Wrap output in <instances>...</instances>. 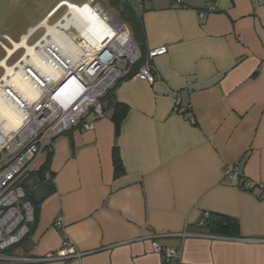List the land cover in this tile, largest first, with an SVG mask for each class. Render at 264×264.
Returning <instances> with one entry per match:
<instances>
[{
    "label": "crops",
    "instance_id": "0c3cea01",
    "mask_svg": "<svg viewBox=\"0 0 264 264\" xmlns=\"http://www.w3.org/2000/svg\"><path fill=\"white\" fill-rule=\"evenodd\" d=\"M62 1L84 0H0V81L45 26L67 14L66 5L56 9ZM134 4L144 49L128 27L133 41L144 53L167 46L153 60L158 79L134 75L116 87L115 101L127 110L118 132L111 108L94 129L56 139L49 160L55 189L43 197L29 236L9 251L63 256L68 238L80 256L1 264H167L155 240L180 249L171 264H264V190L223 175L238 162L247 179L264 185V0ZM210 6L217 10L199 16ZM46 158L44 151L36 168ZM209 214L236 219L239 233H210ZM59 215L63 228L54 226Z\"/></svg>",
    "mask_w": 264,
    "mask_h": 264
},
{
    "label": "built area",
    "instance_id": "2783aa9c",
    "mask_svg": "<svg viewBox=\"0 0 264 264\" xmlns=\"http://www.w3.org/2000/svg\"><path fill=\"white\" fill-rule=\"evenodd\" d=\"M144 1L129 0L133 4ZM64 2L68 8L67 14L51 25L55 27L56 33L49 32L45 26V35L29 46L33 51L28 53L26 48V53L12 66L23 75L33 76L30 85L38 92L36 98L30 99L25 92H17L8 82L0 81V93L4 92L5 103L21 119L16 129H5L7 125L4 124L0 127V264L80 256V252L68 238H64L62 243L63 256L53 253L32 259L17 257L9 252V249L27 237L30 225L34 222V208L26 199L23 180L37 167L41 154L47 148L53 149L59 136L73 128L94 129L96 121L107 113L102 99L127 74L130 66L141 61L135 76L153 84L158 79L154 57L167 53V46L164 45L143 54L129 33L128 38L133 45L131 54L122 55L116 51L119 46H114V43L118 36L115 40L107 41L98 38L99 34L103 35V31L94 35L93 39L98 42L93 44L82 33L84 24L78 27L71 23L67 29L62 27L61 23H67V17L73 18L71 6L89 5L104 17L111 14L104 11L95 0H86L84 4L62 1L56 9ZM175 2L182 3V0ZM216 10L215 6H210L207 10L200 11L199 16L204 17L206 13ZM106 20L110 22V17ZM118 22L127 31L126 26ZM73 30L77 32V36L72 35L70 31ZM3 38L10 40L8 35H3ZM0 44L3 42L0 41ZM21 45V42L13 44V51L20 49ZM35 56L39 62L35 61ZM223 175L245 190H264L263 184H257L244 176L238 162L226 165ZM47 176L50 177L49 174ZM54 226L64 227L62 215L56 217ZM152 247L167 264L174 263L180 257L179 248L164 245L158 240L153 242Z\"/></svg>",
    "mask_w": 264,
    "mask_h": 264
},
{
    "label": "trees",
    "instance_id": "16d2710c",
    "mask_svg": "<svg viewBox=\"0 0 264 264\" xmlns=\"http://www.w3.org/2000/svg\"><path fill=\"white\" fill-rule=\"evenodd\" d=\"M108 1L110 5L114 8V10L118 12V15L122 19V22L127 24V26L130 28L131 34L135 39V41L141 46L142 49H144L143 44L145 39H144L143 20L141 14L136 10L135 4L129 2V0H108ZM143 54L145 53L143 52ZM140 65H141V61L130 66L127 74L124 77H122L117 82V84L112 89H110L108 93L105 95V97L102 99L104 110L106 112L111 108L113 110V121L115 122V127L117 132L120 129V120L126 115L127 110L125 105L119 104L115 101V89L124 79L134 76L138 71ZM51 151L52 149L50 148H47L45 150V152L47 153L46 160L43 161L38 166V168L33 169L29 173V175L25 177V180H23V185L25 186L26 189V199L31 202L34 208V222L30 225L29 234L31 233L34 224L36 222L39 205L43 197L47 196L55 189V185H54L55 173L51 170L49 165L50 155L52 153ZM113 164L115 169V175H119L124 172V166L118 148H114L113 150ZM47 174H49L50 177H48ZM205 227L208 228L210 233H215V234L217 233V234L237 235L239 233V223L236 219L219 214H209V216H207L205 221ZM29 234L27 235V237L29 236ZM24 240L18 245L22 244ZM11 249H9V251Z\"/></svg>",
    "mask_w": 264,
    "mask_h": 264
},
{
    "label": "bare ground",
    "instance_id": "6f19581e",
    "mask_svg": "<svg viewBox=\"0 0 264 264\" xmlns=\"http://www.w3.org/2000/svg\"><path fill=\"white\" fill-rule=\"evenodd\" d=\"M65 4L66 2L63 3V5ZM69 4L72 3L69 2ZM71 7L73 20L67 17V23H61L63 28H69L71 26V23H74L78 27L84 24L85 28L82 29V33L89 42H92L93 44L97 43L98 41L96 39H93L94 35H98L100 33L99 31H103V35L99 34L98 38H102V40L104 41L110 39L115 40L118 36L114 43V46H119V49L116 48V51H118V53L124 55L131 54L133 52V45L128 38V32L116 26L115 23L111 20V15H107L106 17H104L97 13L94 7L89 5H85L84 7H81L80 5H74ZM107 17H110V22L106 20ZM49 29V32L53 34L56 33L54 32L55 27L50 26ZM32 51V47H30L29 53H31ZM34 59L37 62L40 61L36 56L34 57ZM32 77V75L28 74L23 75L21 72L16 71L13 68L9 70V73L4 77L3 80L8 82V84L13 88H16V90H18L17 92H25L30 99H35L38 92L34 91L32 86L30 85V81L33 80ZM3 93L4 92L0 93V127L2 126V124H4L7 125L5 129H16L21 122L20 115H18V113L11 106L5 103Z\"/></svg>",
    "mask_w": 264,
    "mask_h": 264
},
{
    "label": "rangeland",
    "instance_id": "374dc122",
    "mask_svg": "<svg viewBox=\"0 0 264 264\" xmlns=\"http://www.w3.org/2000/svg\"><path fill=\"white\" fill-rule=\"evenodd\" d=\"M85 1H86V0L81 1L80 3L84 4ZM80 3H79V4H80ZM95 3H96V4H99V5L104 9V11L110 13V14L113 16L111 20L115 23L116 26H118L119 28H122L121 24L119 25V23L116 21V20H118V21H120L122 24H124V25L126 26L127 31H128V26H127L125 23L122 22V19H121V17L118 15V12H117L116 10H114V8L110 5V3H109L108 0H95ZM67 9H68V8H67ZM67 9L65 10L64 13H66V12L68 11ZM64 16H65V15H64ZM115 19H116V20H115ZM70 32H72V35H73V36H77V32H76L75 30L70 31ZM31 42H32V41H31ZM45 153H46V152H45ZM40 162H41V161L38 160L37 165H38V163H40Z\"/></svg>",
    "mask_w": 264,
    "mask_h": 264
}]
</instances>
